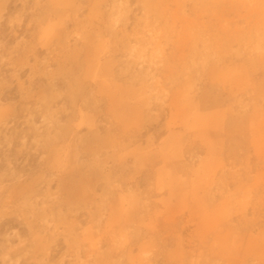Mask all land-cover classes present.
I'll return each mask as SVG.
<instances>
[{
    "label": "rangeland",
    "instance_id": "1",
    "mask_svg": "<svg viewBox=\"0 0 264 264\" xmlns=\"http://www.w3.org/2000/svg\"><path fill=\"white\" fill-rule=\"evenodd\" d=\"M0 264H264V0H0Z\"/></svg>",
    "mask_w": 264,
    "mask_h": 264
}]
</instances>
